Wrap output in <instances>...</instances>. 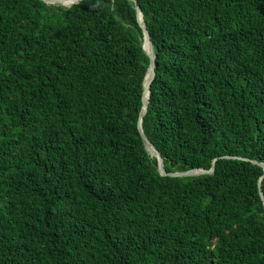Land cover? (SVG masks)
<instances>
[{
	"label": "trees",
	"instance_id": "obj_1",
	"mask_svg": "<svg viewBox=\"0 0 264 264\" xmlns=\"http://www.w3.org/2000/svg\"><path fill=\"white\" fill-rule=\"evenodd\" d=\"M263 165L264 0H0V264H264Z\"/></svg>",
	"mask_w": 264,
	"mask_h": 264
},
{
	"label": "water",
	"instance_id": "obj_2",
	"mask_svg": "<svg viewBox=\"0 0 264 264\" xmlns=\"http://www.w3.org/2000/svg\"><path fill=\"white\" fill-rule=\"evenodd\" d=\"M44 1L59 2V3L64 4V5H70L71 3L77 2L79 0H69L70 3H65L64 0H44ZM135 8H136V12H137V20H138L140 26L142 27V31H143V39H144L143 47L147 51V53L150 57V65L148 68V74H147L146 80L144 82L143 106H142V110H141V113H140V116H139V119L137 122V127L140 131L141 138L143 140L145 148H147L152 154H154L156 156L157 161H158V170L160 171V173L162 175H164V174H166V172H165L164 167H163L162 158L159 155V153L156 151V149L148 141V139L145 137V135L143 134L142 129H141V117L146 111L149 85H150V82H151L153 75H154V68H153L154 67V64H153L154 54H153L152 44H151V41L149 39L148 32L145 28V23H144L143 18H142L141 10H140L139 6L136 4V2H135ZM145 40H146V43H145ZM213 167H214V165L212 164V167L210 168L209 171H212ZM263 167H264V165H263ZM197 171H198V169H190L187 171L170 172V173H168V175H172V176L190 175V174H195ZM259 181H260V179H259ZM259 181H258V191H259L260 198L264 204V195H263L261 188L259 186Z\"/></svg>",
	"mask_w": 264,
	"mask_h": 264
},
{
	"label": "bare ground",
	"instance_id": "obj_3",
	"mask_svg": "<svg viewBox=\"0 0 264 264\" xmlns=\"http://www.w3.org/2000/svg\"><path fill=\"white\" fill-rule=\"evenodd\" d=\"M64 2H65V3H70V2H68V1H65V0H64Z\"/></svg>",
	"mask_w": 264,
	"mask_h": 264
}]
</instances>
